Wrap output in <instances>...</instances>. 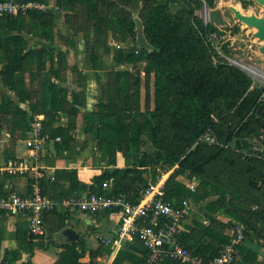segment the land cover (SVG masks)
Returning a JSON list of instances; mask_svg holds the SVG:
<instances>
[{
    "label": "trees",
    "instance_id": "16d2710c",
    "mask_svg": "<svg viewBox=\"0 0 264 264\" xmlns=\"http://www.w3.org/2000/svg\"><path fill=\"white\" fill-rule=\"evenodd\" d=\"M0 1L33 5L26 10H19L17 15L0 14V30L8 34L0 38V65H2L0 76L6 87L15 93L19 102L29 107V110H25L17 106L10 98L1 95L0 124L7 120L11 121L9 116L13 115L17 119V125H15L17 131L14 132L20 133L18 138L26 139L33 117L44 115V132L55 142L58 153L66 152L72 147L70 128L69 125L60 124V115L65 113L77 116L80 108H77L75 104L83 99L77 91L59 86V83L67 82V70L70 65L68 54L57 50L54 45V13L48 10L45 0ZM120 1L121 3L117 4L113 0H57L56 4L65 13L63 16L65 24L68 22L70 12L77 4L88 6L93 13L95 26H97L94 33L95 40L100 46L101 37L108 32H111L116 40L124 43L135 41L136 23L127 7L136 9L138 0ZM142 1L144 5L141 8L140 19L144 36L149 39L153 51L149 52L139 48L130 53L125 60L129 64H134L146 55V74L149 76L152 72H156L157 102L150 116L159 117L166 111L179 113L177 118L188 122L183 126L188 128L189 141L194 142L200 132L212 126L209 103L223 98L225 93H232L247 104L245 114L241 117L244 123L236 131L235 136L238 147L248 148L247 143L241 142L240 139L242 135L257 134L258 129L263 128L262 121L257 122L255 129L248 128L247 122L245 123L246 117L251 113L259 115L263 112L264 117L262 92L259 88L252 89L251 78L240 68L229 64H219L214 67L211 64V43L208 36L217 32V29L213 25L204 24L195 15V10L202 7L201 3L196 0H178L182 9L177 15L170 11L168 4L158 0ZM41 5L45 8L40 7ZM208 5L213 6V2L211 1ZM102 7H106L110 13L104 14L103 10L101 11ZM23 34L40 38L46 44L39 49H30ZM65 45L71 49L76 48V42L72 39H66ZM48 63L49 69L47 68ZM33 65L35 71L32 69ZM94 68L97 67L94 65ZM43 71H46L45 75L38 78V74ZM27 73H29L31 82L35 80L40 82L41 91L38 97L26 86ZM129 75L130 72L126 70L116 71L113 81L103 86L104 101L98 103L97 111L87 112L85 115L86 132H90L94 126L105 132L93 158V166L100 168L101 173L94 176L91 183H85L79 179L78 171L72 169L69 186L61 194H57V191L64 188V185L43 177L40 179L42 193L59 200L75 194L97 193L123 197L131 203H139L142 192L161 174L156 172L157 166L163 161L171 160L178 166V170L170 178L167 177L163 200L177 205L184 200H189L193 205L198 206L199 199L196 190L190 189L188 185L175 178L187 170H192V174L188 176L189 179L196 178L197 173L203 172L204 166L215 160L218 153L197 158L192 150L163 152L156 148L152 152L137 151L128 155L125 157L124 167L122 169L118 167L117 154L122 151L121 143L127 128L125 121L138 114L132 109L133 104L137 103L138 95L131 91L124 82ZM85 80V74L79 72L77 83L79 89L86 88ZM112 83L116 85L115 91L114 89L111 91ZM95 118H97V123L94 121ZM71 126L74 125L70 124ZM143 126L149 130L150 135L156 131L155 124L148 116H145ZM57 138H60V141H57ZM231 138L230 134L225 141L226 144L231 141ZM189 147L190 144L187 148ZM258 159L264 161V155ZM110 181L111 187L104 189L103 184ZM212 189L219 192L221 196L205 205L208 212L206 218L210 223L207 225L202 220H194L193 225H185L179 235V241L184 247L205 259L217 256L222 247L230 242L215 226L220 221L214 216L234 217V213L225 204L226 191L214 185ZM5 195L7 193L0 190V197ZM238 209L241 210V208ZM115 211L112 209L106 212ZM235 218L245 221L244 217L235 216ZM215 240L222 244L215 247ZM138 243L140 244L138 248L140 255L131 262L132 264H145L147 251L139 241ZM236 254V257H240L247 264H257L260 260L258 250L247 244L238 245ZM79 258L80 256L68 247L58 264H84L79 262ZM161 264L179 263L167 260Z\"/></svg>",
    "mask_w": 264,
    "mask_h": 264
},
{
    "label": "rangeland",
    "instance_id": "374dc122",
    "mask_svg": "<svg viewBox=\"0 0 264 264\" xmlns=\"http://www.w3.org/2000/svg\"><path fill=\"white\" fill-rule=\"evenodd\" d=\"M120 4V0H113ZM168 4L170 11L179 15L182 9L178 0H158ZM202 7L195 10V15L200 18L204 24H210L216 27L217 32L211 33L208 39L211 43L210 61L214 67L219 64H229L243 70L252 80V89L259 88L264 99V54L261 52L263 41L255 36L256 30L245 23L239 21L232 10V7L240 10L248 16H257L264 18V6L252 2L249 5L248 0H196ZM213 2V6L208 3ZM51 7L47 3L48 10L54 13L55 26L63 24L66 34L61 30L55 32V44L64 46L69 52L66 86L72 90H79L77 83L79 81V72L86 76V88L88 84L91 88L92 99L89 105L84 109V100L76 102L75 106L81 108L82 112L77 116L62 113L60 115V124L69 125L71 135V149L77 146L88 147L91 142L92 151L89 150V157L93 161L100 141L104 138L105 132L94 126L90 132L85 130V115L87 112L97 111V105L103 98V86L114 79V73L119 70L130 72L129 77L125 78L128 88L138 95L137 103L133 104L132 109L138 114L135 117L125 121L127 126L124 138L121 143L122 151L117 154V161L120 164L125 162V157L137 151L152 152L156 148L161 151L192 150L196 157H207L211 154L219 155L204 166L203 172L197 173V177L189 179L192 170L182 172L177 181L186 185H194L199 201V208H204L210 201L217 200L221 195L212 189V185L225 190L226 207L234 213L230 218L222 215L224 221L218 223L220 233L228 241L234 239L237 230L244 225L246 228L245 238L241 244H247L259 251V262L264 264V161L261 158L264 155V127L258 129L259 132L250 135H242L240 141L246 142L248 148L237 146L236 131L241 128L244 121L241 117L245 114L247 104L243 99L235 97L232 93H225L223 98L209 103L211 108L210 120L212 126L198 134L194 142L189 141L188 128L183 125L188 122L177 118L179 113L163 112L159 117H151L150 112L155 110L157 102L156 95V72L149 76L145 72L147 64L146 55L134 64L126 62V57L137 51L140 47L135 41L124 43L116 40L111 32L101 37L99 46L95 40V20L93 13L86 5L77 4L70 12L67 24L64 23L65 13L57 6V0H51ZM246 2V3H245ZM56 7H55V6ZM144 3L138 0L136 9H129L135 19H140L141 8ZM42 6V5H41ZM104 14L110 13L106 7H102ZM213 10H220L221 17L224 20L223 25H216L210 21L209 13ZM208 13V18L206 14ZM136 23V22H135ZM137 27V26H136ZM55 29V28H54ZM136 29V28H135ZM137 32V29H136ZM144 34V29H143ZM66 39H72L76 42V48L71 49L65 45ZM149 52L153 51L149 39L144 36ZM95 56V58H92ZM240 64V65H238ZM94 65L97 68H94ZM243 66V67H242ZM248 66V67H247ZM250 67V68H249ZM48 68V64H47ZM35 71L34 65L32 66ZM247 69V70H246ZM251 71V72H250ZM254 71V72H253ZM35 73V72H34ZM46 71L38 74V78L43 77ZM29 78V73L26 74ZM28 83L35 96L40 94V82L35 80ZM82 82V79H81ZM92 84V87H91ZM116 90V85L112 83L111 91ZM80 91V90H79ZM83 99V98H82ZM97 99V100H94ZM72 103L69 105L71 107ZM148 116L156 126V131L150 135L149 130L143 126L144 118ZM44 119V115H42ZM263 112L259 115L250 114L246 117L248 128L255 129L258 121L263 122ZM97 123V118H95ZM70 124L74 126L70 127ZM232 135L231 141L226 144V139ZM208 137L215 138L213 144L209 143ZM190 144V147L188 145ZM221 149V150H220ZM94 151V152H93ZM123 168V167H122ZM120 168V169H122ZM178 170V166L171 162H161L157 166V173H165L168 178ZM208 183L207 185H205ZM238 208H241L239 210ZM235 216L244 217L245 221H240ZM214 244L220 246L222 242L214 241ZM236 264H239L236 262Z\"/></svg>",
    "mask_w": 264,
    "mask_h": 264
},
{
    "label": "crops",
    "instance_id": "0c3cea01",
    "mask_svg": "<svg viewBox=\"0 0 264 264\" xmlns=\"http://www.w3.org/2000/svg\"><path fill=\"white\" fill-rule=\"evenodd\" d=\"M45 1L49 2V7L52 6L51 0ZM56 26L55 32L61 30L62 34H66L62 23ZM4 35L8 34L0 30V38ZM22 36L27 40L30 49H39L46 44L40 38L28 34ZM55 48L69 54L64 46L55 44ZM1 69L2 65H0ZM28 80L30 78L26 77V86L32 91ZM66 83H59V86L67 87ZM79 90L78 94L83 98L86 109L92 99L90 85ZM1 95L10 98L17 106L29 110L28 105L20 103L15 93L6 87L2 76H0V98ZM9 119L11 121L7 120L0 124V190L5 193L26 195L30 192V183L32 184L37 178L45 177L64 185V188L57 191V194H61L69 186L72 169L78 171L79 179L85 183H91L93 177L101 173V169L94 167L89 157L88 151H92L91 142L88 147L81 145L58 153L55 142L50 141L46 143L42 152L34 157L25 142L29 132L26 139L18 138L20 133L14 132L17 131L15 127L17 119L13 115H10ZM12 165L21 166L23 172H10ZM118 167H124V162L120 164L118 161ZM206 215L208 212L205 207L202 209L194 205L184 227L193 225L194 220H202L208 225L210 221ZM121 217L119 211L89 215L76 209L59 207L45 215L44 234L34 236L22 214L0 213V264H58L68 247L80 256L79 262L84 264H132L131 260L140 255L138 250L140 244L137 240L118 242ZM214 217L220 222L224 221L221 215ZM236 262L247 264L240 257H237Z\"/></svg>",
    "mask_w": 264,
    "mask_h": 264
},
{
    "label": "built area",
    "instance_id": "2783aa9c",
    "mask_svg": "<svg viewBox=\"0 0 264 264\" xmlns=\"http://www.w3.org/2000/svg\"><path fill=\"white\" fill-rule=\"evenodd\" d=\"M33 5H19L12 1H0V14L17 15L19 10H26ZM45 8L44 6H40ZM42 115L33 117L30 124L29 137L25 140L32 155L38 156L46 143L53 141L44 132ZM210 144L215 138L208 137ZM60 141V138H57ZM23 172V168L12 165L10 172ZM167 175L161 173L156 181L142 192L139 203H131L123 197L105 194H75L65 199H54L42 193L40 178L31 184L26 195L8 193L0 197V213H20L27 222L34 236H41L45 231L44 216L57 210L76 209L82 213L94 215L107 210L121 212V225L118 232V242H133L138 240L147 251L145 264H161L167 260L179 264H236V247L245 238L246 228L242 225L234 239L225 244L219 254L212 259H205L184 247L179 241V235L184 230V224L190 217L194 206L189 200L181 204H172L163 200V192ZM111 187V181L103 184L104 189ZM194 190V185H188Z\"/></svg>",
    "mask_w": 264,
    "mask_h": 264
},
{
    "label": "water",
    "instance_id": "95a60500",
    "mask_svg": "<svg viewBox=\"0 0 264 264\" xmlns=\"http://www.w3.org/2000/svg\"><path fill=\"white\" fill-rule=\"evenodd\" d=\"M259 4L264 6V0H255ZM232 10L235 14V17L245 23L246 25L254 28L256 30L255 36L263 41V46L261 48V52L264 54V18H259L257 16H248L243 14L240 10L232 7ZM221 11L220 10H213L209 13L210 21L216 25H223L224 20L221 17ZM136 22V29H137V43L140 48L145 49L148 47V44L146 43L144 39L143 34V25L142 22L139 19H135ZM263 127H264V120H263Z\"/></svg>",
    "mask_w": 264,
    "mask_h": 264
},
{
    "label": "flooded vegetation",
    "instance_id": "af4514ba",
    "mask_svg": "<svg viewBox=\"0 0 264 264\" xmlns=\"http://www.w3.org/2000/svg\"><path fill=\"white\" fill-rule=\"evenodd\" d=\"M257 2V1H255V0H248V2H249V5H252V2ZM246 3V2H245ZM258 3V2H257Z\"/></svg>",
    "mask_w": 264,
    "mask_h": 264
},
{
    "label": "bare ground",
    "instance_id": "6f19581e",
    "mask_svg": "<svg viewBox=\"0 0 264 264\" xmlns=\"http://www.w3.org/2000/svg\"><path fill=\"white\" fill-rule=\"evenodd\" d=\"M206 18H208V13L206 14ZM238 65H240V64H238ZM241 66V65H240ZM243 67V66H242ZM248 67V66H247ZM250 68V67H249ZM247 70V69H246ZM251 72V71H250ZM254 72V71H253Z\"/></svg>",
    "mask_w": 264,
    "mask_h": 264
}]
</instances>
